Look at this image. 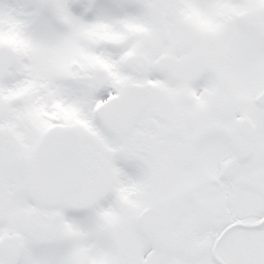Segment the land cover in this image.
I'll list each match as a JSON object with an SVG mask.
<instances>
[{"label":"snow or ice","instance_id":"1","mask_svg":"<svg viewBox=\"0 0 264 264\" xmlns=\"http://www.w3.org/2000/svg\"><path fill=\"white\" fill-rule=\"evenodd\" d=\"M0 264H264V0H0Z\"/></svg>","mask_w":264,"mask_h":264}]
</instances>
